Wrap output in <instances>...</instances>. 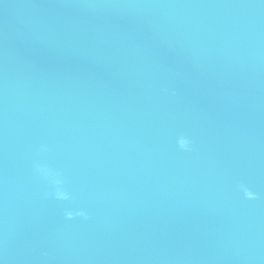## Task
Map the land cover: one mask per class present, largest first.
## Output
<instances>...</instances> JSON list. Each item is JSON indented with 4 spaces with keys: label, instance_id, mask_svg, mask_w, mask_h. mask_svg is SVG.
<instances>
[{
    "label": "water",
    "instance_id": "1",
    "mask_svg": "<svg viewBox=\"0 0 264 264\" xmlns=\"http://www.w3.org/2000/svg\"><path fill=\"white\" fill-rule=\"evenodd\" d=\"M0 264H264V0H0Z\"/></svg>",
    "mask_w": 264,
    "mask_h": 264
},
{
    "label": "clouds",
    "instance_id": "2",
    "mask_svg": "<svg viewBox=\"0 0 264 264\" xmlns=\"http://www.w3.org/2000/svg\"><path fill=\"white\" fill-rule=\"evenodd\" d=\"M178 143L183 150H185V151H191L192 150L193 141H192L191 137L182 136L179 139ZM36 170L38 173L44 175L45 177L52 174L51 170L45 165H37ZM57 183L62 184L63 181L57 180ZM241 188L243 189V191H244V193L248 199H256L257 198L256 193L252 192L246 186L241 185ZM55 198L58 200H67L68 199V193L63 191V190H57V192L55 193ZM65 215L68 219H72L75 216H82V217L87 218L88 214L84 210H79V211H75V212L71 211V210H66Z\"/></svg>",
    "mask_w": 264,
    "mask_h": 264
}]
</instances>
